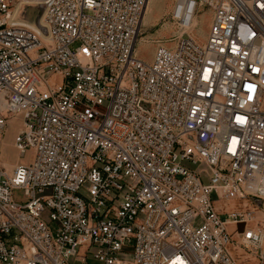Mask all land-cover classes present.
<instances>
[{
	"label": "built area",
	"instance_id": "1",
	"mask_svg": "<svg viewBox=\"0 0 264 264\" xmlns=\"http://www.w3.org/2000/svg\"><path fill=\"white\" fill-rule=\"evenodd\" d=\"M148 1L0 0V264H264V0Z\"/></svg>",
	"mask_w": 264,
	"mask_h": 264
},
{
	"label": "rangeland",
	"instance_id": "2",
	"mask_svg": "<svg viewBox=\"0 0 264 264\" xmlns=\"http://www.w3.org/2000/svg\"><path fill=\"white\" fill-rule=\"evenodd\" d=\"M162 1L164 3V6L163 7H153L152 12H151V13H155L158 16H161L162 19H159L156 21L153 19L154 18L153 17V18L147 19L145 22L142 21V29H141V35L139 38V43L137 45V51H138V55L146 61H150L152 59L153 53L155 52L156 48L159 45H162L168 48L173 47L174 44L177 42L178 38H180L182 35H183L182 36L183 38H187L188 36H190L193 39H196L199 43L204 42L205 34L209 28L208 27L209 21H210L209 14L200 13L196 17V19L198 18L197 20L199 22L197 29L193 31H187L185 28L181 26L180 22H178L177 20L173 18L174 0H162ZM23 14H24L23 16L27 20L29 21L34 20L33 19L34 13L28 8L25 9V12ZM196 30H202L204 36L199 37L196 33ZM15 134H16L15 131L14 130L11 131V128H9L6 133L5 141H8L12 144ZM6 153L8 154V151ZM6 159L8 163L6 164L5 168L7 169L9 173H11L15 166L14 165L15 157L13 155H11V157L8 156V158L4 157L3 161H5ZM192 168L195 169L197 172L201 173V178L205 184L209 183L210 176H209V173H205L204 166H198V167L194 166ZM14 200L16 203H19L21 205H25L28 202V199L24 195V192L22 190L14 191ZM198 224H199V221L197 222V225ZM242 228H243L242 226L239 227L240 231L242 230ZM95 251H96L95 248H92L90 250L91 253H94ZM248 264H254V263L250 261Z\"/></svg>",
	"mask_w": 264,
	"mask_h": 264
},
{
	"label": "bare ground",
	"instance_id": "3",
	"mask_svg": "<svg viewBox=\"0 0 264 264\" xmlns=\"http://www.w3.org/2000/svg\"><path fill=\"white\" fill-rule=\"evenodd\" d=\"M164 6V3H163V1L162 0H149L148 1V4H147V7H146V10H145V12H144V18H143V22H145L147 19H149V18H153L154 20H159V19H162V17L161 16H158V15H156L155 13H151L152 12V8L153 7H163ZM173 7H174V4H173ZM26 9V8H25ZM25 9H22V12H21V14L22 15H24L23 13L25 12ZM151 13V14H150ZM198 19V18H197ZM196 18H193V21L189 24V25H185V29L187 30V31H193V30H195V29H197V27H198V24H199V22H198V20H197ZM31 21V20H30ZM34 21V20H33ZM33 21H31V22H33ZM209 23H210V21H209ZM196 33H197V35L200 37H202V36H204V34H203V31L202 30H196ZM206 35V34H205ZM192 38V37H191ZM44 39V38H43ZM46 39V38H45ZM44 39V40H45ZM193 39V38H192ZM204 42H205V40H204ZM204 42H202V43H200V44H203ZM199 43V42H198ZM13 125H15V122H11V131H13V130H15V126H13ZM8 151V154L6 153L7 151ZM1 151L3 152V156H5V157H7L8 158V156L9 157H11V155H13L14 157H15V160H14V165L16 166L18 163H21L22 161L20 160V158H19V156L17 155V153L14 151V149H13V146H12V144L10 143V142H8V141H4L3 142V147L1 148ZM12 151V152H11ZM10 153V154H9ZM8 162H7V159L5 160V161H3V165H4V167H6V164H7ZM14 166V167H15ZM231 229V228H230ZM252 262L255 264V263H257L256 262V260H254V259H252Z\"/></svg>",
	"mask_w": 264,
	"mask_h": 264
},
{
	"label": "crops",
	"instance_id": "4",
	"mask_svg": "<svg viewBox=\"0 0 264 264\" xmlns=\"http://www.w3.org/2000/svg\"><path fill=\"white\" fill-rule=\"evenodd\" d=\"M208 27H209V25H208Z\"/></svg>",
	"mask_w": 264,
	"mask_h": 264
}]
</instances>
